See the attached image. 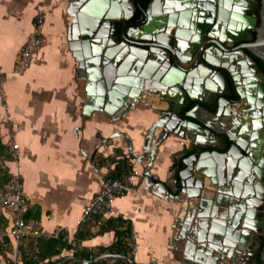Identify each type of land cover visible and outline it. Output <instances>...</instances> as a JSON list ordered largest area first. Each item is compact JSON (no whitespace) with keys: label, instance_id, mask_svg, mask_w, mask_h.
I'll list each match as a JSON object with an SVG mask.
<instances>
[{"label":"crops","instance_id":"0c3cea01","mask_svg":"<svg viewBox=\"0 0 264 264\" xmlns=\"http://www.w3.org/2000/svg\"><path fill=\"white\" fill-rule=\"evenodd\" d=\"M71 3L72 0H0V83L5 101L4 105L0 104V141L7 146V154L9 134H14L19 145L18 159L8 158L1 163L11 176L17 174L22 179L25 214L32 215L29 218L46 231L63 226L67 235L79 238L84 251L95 253L93 257L113 253L133 259L134 264L152 259L162 264H182V259L186 264H210L203 260L198 247L207 240L215 244L216 234L209 229L214 231L216 227L227 225V219L212 214L200 221L185 223L184 212L180 211L184 203L178 201L181 196L168 174V155L179 149L178 140L170 137L162 142L149 170L158 178L152 182L145 180L143 170L148 157L137 161L127 154V144L131 141L132 152L140 153L143 135L159 114L161 98L144 90L121 114L116 103L106 98L100 101V87L107 82L104 75L103 79L94 77L87 70L88 66H80L68 38ZM41 11H45V16L39 30L47 37V42L37 50L25 71L15 73L13 68L18 55L34 30L33 18ZM149 80L154 81L153 77ZM118 86L120 82L116 83L117 92L126 93ZM107 105H112L113 110L107 111L104 108ZM158 131L159 128L155 136ZM253 131L250 124L249 144L250 141L257 144V158H239L231 170V180L239 184L241 193L247 192V184H250L259 194H264L262 177L254 173L255 166L264 163V125L252 139ZM121 153H126L127 157H122ZM241 159H246L248 171L240 164ZM133 171L137 174L133 175ZM125 174L132 175L124 182V193L115 199L113 212L102 217V224L77 226L76 219L97 193L102 180ZM158 182H165L173 196ZM232 186L228 183L224 190L230 191ZM214 190L210 186L205 194L211 201L209 211L212 213L223 209L222 200L215 202ZM228 199L227 205L224 204L228 211H237L243 219L250 216L261 220L262 197L230 196ZM0 213L5 222L3 228H8V209L0 205ZM117 217L128 220L131 225V235L122 239L123 246L116 245L124 247L120 253L107 250L116 242L115 229L122 231L125 227L113 226L111 219ZM186 241L188 246L184 253L182 247ZM13 245L9 238L0 245V264L8 263ZM74 251L64 248L51 259L69 258L67 264H81L73 258ZM111 262L129 264L123 258L111 257L92 264ZM239 263L246 260L240 258ZM214 264L233 262L225 256Z\"/></svg>","mask_w":264,"mask_h":264},{"label":"water","instance_id":"95a60500","mask_svg":"<svg viewBox=\"0 0 264 264\" xmlns=\"http://www.w3.org/2000/svg\"><path fill=\"white\" fill-rule=\"evenodd\" d=\"M71 8L68 38L75 56L81 67L88 66L94 77L104 75L107 81L100 87V101L106 98L116 103L121 114L144 90L161 98L159 114L143 135L140 153L132 152L131 141L127 144V154L137 161L148 157L143 170L145 180L158 178L149 170L162 142L170 137L178 140L179 149L168 155V174L181 196L178 201L184 203L180 211L184 212L185 223L212 214L227 219V225L209 229L216 234L215 244L207 240L199 245L203 260L214 264L226 256L233 264H240V258L246 260L241 264H258L259 259L264 264V245L257 255L264 233V211L257 221L250 216L243 219L237 211L226 209L230 196L256 195L264 200V194H259L254 185L247 184L249 190L241 193L239 184L231 180V170L239 158H257V144H249L250 124L255 132L252 139L264 125V72L249 54L264 63V0H148L144 7L137 0H72ZM203 37L213 40L221 62L203 50ZM236 49L240 54L245 53L244 49L249 52L246 57L257 75L239 59ZM192 58L201 62L204 73H210L212 80L188 70ZM152 77L154 81L149 80ZM259 81L263 88L258 90ZM117 82L126 93L117 92ZM104 108L111 111L114 107ZM198 112L221 118L222 126L215 120L198 117ZM245 160L239 162L248 171ZM254 173L264 182V163L255 166ZM158 183L172 195L165 182ZM228 183L233 185L230 191L224 190ZM210 186L215 188V202L222 200L223 204V209L214 213L209 211L211 201L205 197ZM187 246L186 241L184 253ZM106 257L134 264L133 259L113 253L88 259L73 256L81 264ZM68 261L66 258L48 264ZM185 261L182 259V264Z\"/></svg>","mask_w":264,"mask_h":264},{"label":"built area","instance_id":"2783aa9c","mask_svg":"<svg viewBox=\"0 0 264 264\" xmlns=\"http://www.w3.org/2000/svg\"><path fill=\"white\" fill-rule=\"evenodd\" d=\"M45 16V11L35 14L33 18L34 30L27 37L14 65L15 73L25 71L37 50L47 42V37L39 30ZM4 91L0 83V104L4 105ZM6 115L9 112L6 111ZM18 143L14 134H9L8 155L11 160L18 159ZM133 175L137 171H133ZM122 177H106L102 180L97 193L83 207L80 217L76 219L77 226L82 223L99 226L102 224V217L114 210V201L122 195L125 190L124 182L130 179V175ZM0 205L8 209L10 213V224L8 228L0 229V245L4 244L8 238L13 241V253L7 264H22L23 245L27 240H37L39 238H55L70 245L72 250H82V245L76 237H71L65 233L63 226L55 227L52 231H46L39 223L31 218L25 217L26 196L23 190V182L19 175L14 174L2 186H0ZM134 230H132V234ZM133 248H135L133 246ZM110 264H117L111 262ZM137 264H162L157 260L138 262Z\"/></svg>","mask_w":264,"mask_h":264},{"label":"trees","instance_id":"16d2710c","mask_svg":"<svg viewBox=\"0 0 264 264\" xmlns=\"http://www.w3.org/2000/svg\"><path fill=\"white\" fill-rule=\"evenodd\" d=\"M148 0H140L139 4L143 7L147 4ZM255 61H257L264 72V63L261 61L259 57H256L249 53ZM9 155L7 154V146L4 145L0 141V186L4 185L10 178L11 175L8 173L7 167L2 166L1 160L8 159ZM26 218L32 217V215L25 214ZM34 217V216H33ZM113 220V226L115 227L116 224L119 226L125 225L124 230L119 231L115 229V235H116V242L114 245L107 248L109 251L113 252H122L124 251V247L118 248L116 245H122V239L124 237H128L131 234V225L128 220L123 219L122 217H117ZM5 225L4 219L2 214L0 213V229L3 228ZM116 228V227H115ZM79 240V238L77 237ZM264 245V236L261 239V242L259 244V250L257 252V255L260 254V251ZM115 246V247H114ZM123 246V245H122ZM69 249L70 245L67 243L61 241L60 239L55 238H39L37 240H27L25 241L23 245V260L22 264H47L52 261V257L59 254L62 249ZM73 255L80 256L82 258L88 259L90 257H93L95 253L84 251L82 250H75L73 252ZM118 261V260H117ZM258 264H261V260L259 259Z\"/></svg>","mask_w":264,"mask_h":264},{"label":"flooded vegetation","instance_id":"af4514ba","mask_svg":"<svg viewBox=\"0 0 264 264\" xmlns=\"http://www.w3.org/2000/svg\"><path fill=\"white\" fill-rule=\"evenodd\" d=\"M138 2H140V0H137ZM196 1V3H198V2H200V1H202V0H195ZM192 9V8H191ZM158 10V7H154V11H157ZM133 30H136V28H133ZM212 33H214V31H212ZM253 40V38H250L249 39V41H252ZM201 46H203L204 47V49L203 50H205L206 51V53L207 54H209V56L211 57V59H213V60H215V61H217V62H221V59H220V57H218L219 56V53H218V51H217V49H216V47L214 46V42H213V40H211L210 38H208V37H203L202 39H201ZM238 50L239 49H236V51H235V53H238L237 55H239V59L241 60V61H243L244 62V65L249 69V70H252V71H254V69H253V66H252V64H251V62L249 61V59L246 57V53H249L246 49H244L245 50V53H243V54H240L239 52H238ZM234 51V50H233ZM233 51H231V52H233ZM258 65H260L257 61H255ZM188 70L190 71V72H192V71H195V72H193V73H197V76H199V77H201L202 75L201 74H203V79H211L212 80V76H211V74L210 73H207V74H205L204 73V69H203V67H202V64H201V62H197V60H196V58H192V60H191V62H190V67L188 68ZM187 70V71H188ZM255 72V71H254ZM256 73V72H255ZM256 75H257V73H256ZM263 82H261V81H259L258 82V90L259 89H262L263 87ZM201 90L202 91H205V87H202L201 88ZM209 93V91H207V94ZM207 94L205 95V96H207ZM207 99H209V98H207ZM210 101V100H209ZM197 115H198V117H200V118H202V119H212V120H215V121H217V123L220 125V126H222L221 124H222V119L221 118H216L214 115H210V114H204V113H202V112H198L197 113ZM224 119L226 118L225 116H222ZM264 236V233H263V235H262V237ZM262 239V238H261Z\"/></svg>","mask_w":264,"mask_h":264},{"label":"bare ground","instance_id":"6f19581e","mask_svg":"<svg viewBox=\"0 0 264 264\" xmlns=\"http://www.w3.org/2000/svg\"><path fill=\"white\" fill-rule=\"evenodd\" d=\"M27 209V208H26ZM3 245V244H2ZM61 260V259H60Z\"/></svg>","mask_w":264,"mask_h":264}]
</instances>
